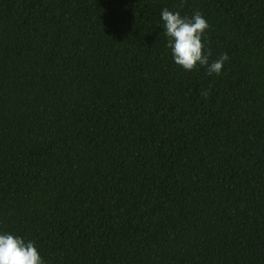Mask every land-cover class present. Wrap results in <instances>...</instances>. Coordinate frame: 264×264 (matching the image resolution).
<instances>
[{
  "label": "trees",
  "instance_id": "obj_1",
  "mask_svg": "<svg viewBox=\"0 0 264 264\" xmlns=\"http://www.w3.org/2000/svg\"><path fill=\"white\" fill-rule=\"evenodd\" d=\"M164 8L202 13L221 75L176 65ZM0 233L44 264H264V0H0Z\"/></svg>",
  "mask_w": 264,
  "mask_h": 264
},
{
  "label": "clouds",
  "instance_id": "obj_2",
  "mask_svg": "<svg viewBox=\"0 0 264 264\" xmlns=\"http://www.w3.org/2000/svg\"><path fill=\"white\" fill-rule=\"evenodd\" d=\"M161 19L168 38L167 47L176 65L187 72L204 66L209 76L222 74L229 57L223 53L210 63L211 50L206 52L204 44L210 26L202 13L197 11L189 18L182 17L179 11L164 8ZM203 95L207 96L208 92ZM0 264H44V261L34 242H25L11 233H0Z\"/></svg>",
  "mask_w": 264,
  "mask_h": 264
}]
</instances>
